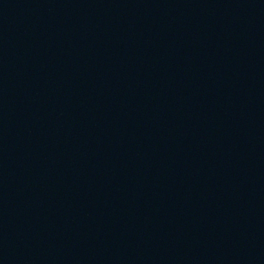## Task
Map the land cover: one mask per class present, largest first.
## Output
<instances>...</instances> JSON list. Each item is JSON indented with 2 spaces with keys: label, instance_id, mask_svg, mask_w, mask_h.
<instances>
[{
  "label": "water",
  "instance_id": "water-1",
  "mask_svg": "<svg viewBox=\"0 0 264 264\" xmlns=\"http://www.w3.org/2000/svg\"><path fill=\"white\" fill-rule=\"evenodd\" d=\"M0 264H264V0H0Z\"/></svg>",
  "mask_w": 264,
  "mask_h": 264
}]
</instances>
